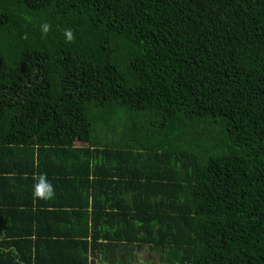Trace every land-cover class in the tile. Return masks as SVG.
I'll use <instances>...</instances> for the list:
<instances>
[{
    "label": "trees",
    "instance_id": "16d2710c",
    "mask_svg": "<svg viewBox=\"0 0 264 264\" xmlns=\"http://www.w3.org/2000/svg\"><path fill=\"white\" fill-rule=\"evenodd\" d=\"M2 173L29 208L71 190L106 264H264V0H0ZM24 242L0 264H32ZM81 244L34 261L89 264Z\"/></svg>",
    "mask_w": 264,
    "mask_h": 264
},
{
    "label": "crops",
    "instance_id": "0c3cea01",
    "mask_svg": "<svg viewBox=\"0 0 264 264\" xmlns=\"http://www.w3.org/2000/svg\"><path fill=\"white\" fill-rule=\"evenodd\" d=\"M2 174V178H0V253H24L25 255H29L31 248L28 247L29 243H25L24 240L31 237V243L34 244L31 253L34 257L36 254L41 255L39 261L43 263L44 260H50L48 258L50 255L55 254H69L73 255V257H80V245L83 246L81 244V241H83L89 243V250L96 245L95 254L91 255L90 253L89 264H106L102 247H100L102 243H107L106 240L99 237L96 244H94L93 234L96 235V232L93 229V222L91 219L89 221V237L85 238V235H82L85 230L80 222V216L75 213L77 210H71L65 205L67 202H71V190L62 192L60 186H57L54 187L55 194L49 195L48 193L50 190H47L46 194H43L45 188L41 189V195L39 197L42 199L43 205L38 209L40 198H37L38 187H36L33 207L29 208L26 202H28V195L32 191L28 186L26 187L27 174L24 175L25 178L17 177L20 185L14 183V181L10 183V180L6 179L9 177H16L15 173L14 175L10 173ZM43 184L46 186L45 183ZM52 197L54 198L53 201H51ZM66 199L70 201H66ZM57 201L60 203L59 206H50V204ZM91 203H93L92 200ZM62 205H65L64 208L60 207ZM61 209L66 210L68 215H62ZM31 210L32 214L35 213L34 221L36 227L34 229L37 230L33 234L30 233L29 229L30 223L28 216L30 215L28 211L30 212ZM91 210L92 209H90V211ZM70 211L73 212V215L69 214ZM35 241H38V246L35 244ZM48 241L53 243L51 248L48 247ZM76 241H78L80 245H77ZM135 244L136 245L127 249L124 247L116 249L110 248L109 257L111 261L107 264H172L170 260L173 259L174 256H171L172 252L170 248L168 251L162 250L164 257H160L157 256L156 253L150 251L146 246H138L137 243ZM34 257L32 258V264H36Z\"/></svg>",
    "mask_w": 264,
    "mask_h": 264
},
{
    "label": "clouds",
    "instance_id": "9594fccd",
    "mask_svg": "<svg viewBox=\"0 0 264 264\" xmlns=\"http://www.w3.org/2000/svg\"><path fill=\"white\" fill-rule=\"evenodd\" d=\"M45 30H47V26H46ZM69 38H71V33L70 32H69ZM41 182H43V181H41ZM49 195H54V192L50 190Z\"/></svg>",
    "mask_w": 264,
    "mask_h": 264
},
{
    "label": "rangeland",
    "instance_id": "374dc122",
    "mask_svg": "<svg viewBox=\"0 0 264 264\" xmlns=\"http://www.w3.org/2000/svg\"><path fill=\"white\" fill-rule=\"evenodd\" d=\"M78 144L82 145L81 143H78Z\"/></svg>",
    "mask_w": 264,
    "mask_h": 264
}]
</instances>
